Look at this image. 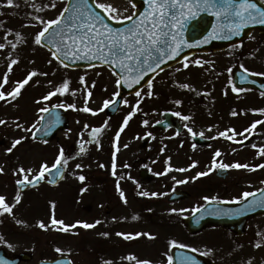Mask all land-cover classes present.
I'll return each mask as SVG.
<instances>
[{
	"label": "rangeland",
	"instance_id": "rangeland-1",
	"mask_svg": "<svg viewBox=\"0 0 264 264\" xmlns=\"http://www.w3.org/2000/svg\"><path fill=\"white\" fill-rule=\"evenodd\" d=\"M65 1L55 0L57 4L55 9L45 8L39 12L33 10L30 6H26L25 0H15L19 4V7L0 6V24H3V28H0V43L6 44V47L0 50V81H2L7 71L10 59L18 58L19 60L18 64L13 65V69L9 73L8 84L4 86L3 90L5 92H8L10 89L12 90L15 82L22 81L23 76L32 70L40 73H48L47 76L37 75L34 77L21 90V95L16 100L11 101V103H6L5 101H1L0 103V120H6L8 122L6 125H0V139L1 141H5V144L2 143L0 147V166L4 168V173L0 175V183L4 182L10 176L6 161L11 153H7L6 149L11 147L15 139L22 136L27 137L12 152L13 155L23 154L30 157V160L26 164L36 159H43L44 162L51 164L59 153L57 144L65 145L67 150H70V153L73 150L67 156L73 157L69 159L68 167L70 170L73 169L74 172L68 173L70 176H67L62 186L58 188V190L60 189L59 191L54 189L50 192V194L57 193L46 205L47 210L50 211L47 218H50L52 213L50 202H55V215L67 216L70 222L73 219H77V217L87 223H94L96 220L101 221V224L93 229L80 227L72 230L78 234L70 233L71 235H69L66 233L67 236L64 240L65 253L74 256L79 264H102V260H109V258H111L112 264H135L134 261L122 259V257H126L129 254H134L140 260H150L152 264H161L164 261L165 254L167 253V243L170 240L181 243L189 241L185 229L179 223L201 201L202 203L205 202L204 197L217 198L225 196L226 198H234L238 195L241 196L245 191H254L251 188H260L264 185L262 183L264 182V169L257 168L255 171H249L243 168H229V176L231 178L226 182H222L221 179L217 178L215 174L216 170L209 171L216 150H220L222 153L220 157L216 158L218 162L222 161L229 165L239 162L250 166L264 164V156L259 155L258 150L260 147H264V123L258 124L256 129L251 132H244L245 129L250 128L253 122L257 120L264 122V114L254 111L264 109V103L254 91L232 92L229 86L231 83V74L228 73L229 65L230 67L242 65L240 61L248 70L255 73H264L263 37H259L260 35L256 33L252 36L254 39H250L242 49L231 50L224 54L210 53L207 56H201L203 67L197 66L194 63L195 61H193L188 64L189 66L187 68L179 69V71L175 69V71L170 70L166 72L160 80L165 79L166 76L170 77L169 73L173 71L171 72L172 79L170 81L162 80L157 83L152 88L153 95L151 97L146 95L149 89L142 92L140 97L136 95L127 97L124 100L127 101V104L123 103L122 108L117 114L118 116H114L113 119L107 117L105 109L96 115H92L91 113L67 108L70 124L65 132L59 134V142H54V144H50L47 147H42L37 144L31 146L28 142L31 132L24 131L23 129H28V125L33 123V119L38 118L39 120L38 114H40V108L56 103H75L77 109H80L84 107L87 91H91L92 96L89 98L87 106L93 110H97L103 106L105 100H112L115 97L114 94L117 93L115 76L109 69L102 66L69 69L62 67L55 61L50 65L48 64V60L52 59L50 54H47L44 49L32 43L34 35L40 30L41 26L34 20L30 21L28 13H31L33 16H40L45 20L54 19L64 7ZM34 2L39 7L49 4L50 0H34ZM101 2L111 3L119 9L123 16L130 11L126 5L127 3L124 1H121L119 5H117V0H101ZM3 4L4 0H0V5ZM123 10L126 11L122 12ZM29 23L36 26H25ZM8 29L12 30V34H8L6 31ZM15 32H20L26 38V43L19 44L16 40ZM7 41L18 43L17 48L11 49ZM259 45L261 47H258ZM9 53H11V56H9ZM234 54L238 56L235 57ZM81 76L84 77L85 84L87 85L86 89L80 83ZM65 79L71 81L70 89L78 90L75 96L57 95L47 101L41 99ZM49 81L52 83L49 84ZM93 81H95V87H92ZM185 83L197 85V87L193 86L192 90H188V92L200 91L199 88L205 84L210 86L212 92L215 90L214 96H211L212 99L209 100L207 105L206 113L204 112V108L201 107L200 102H195L192 109H189L185 104L188 97L181 95L184 92L183 90H179V85ZM37 100L41 102L36 103ZM137 100L141 101L139 109L137 110L138 112L136 111L128 125L124 128L125 132H121L119 140L116 141L115 136L118 131L116 128L122 125L124 117L133 110ZM176 100L181 101V103L177 105L175 103ZM258 102L262 103L263 106ZM167 110H173L181 114L178 117L182 119L184 127L187 125L184 131H188L190 127L193 132H203L204 136L211 140L210 147L203 148V152L197 149H189L191 151H188L184 148L170 160L168 158L171 152L168 151L164 154L165 160L159 163V169H156L158 162L151 160L145 163L144 168H151L155 176V180L151 183H144L141 180L138 168L130 171L128 180L122 184L124 189H121L119 185L120 190L125 195L127 203H124L121 199L117 191V184L112 182L109 174L104 180H101V186L103 184L106 187V193L95 196L92 189V187H95L93 184L94 179L92 178L94 176H91L93 175L94 169L97 170V166L100 169V162H108L109 153H112L113 157V152L116 154V159L122 160V163V152L120 153L119 151L122 145L129 146V149H136L134 155L131 154V157L128 158L131 161L138 160L140 155L144 153L142 149L138 148L139 144L142 143V137L147 131H152V123L157 121L161 117V114ZM232 111H235L237 115H231ZM183 116H190L191 119L184 120L182 118ZM144 120L148 121L146 126L143 124ZM105 122H107V127L100 134L99 150L95 143L85 144V147L88 149L87 153L82 156H77L78 145L81 142V133H84L83 140L88 141L90 139L89 133L91 129L104 126ZM16 123L21 124L23 128L18 129ZM85 124L89 125L87 130L84 128ZM226 129H235L237 134L244 132V136L236 135L233 138L234 141L219 137L218 133ZM228 134L232 135L231 132ZM189 135V132H184L180 136L181 138L175 139L169 133H155L150 146L172 143L188 144L191 143ZM245 137H248V139H245ZM241 140H243V143H246L242 144L245 146H235L237 141ZM114 144L115 147L113 146ZM253 144L257 145L258 149L253 148ZM106 149L109 153L104 151ZM110 150L112 151L110 152ZM199 153L204 157V160L202 159L196 163L195 167H190L195 162L196 155H200ZM181 155H183V158H181ZM191 155L193 156V161L188 162V157ZM160 156H163V154ZM37 161L39 163V160ZM252 161L254 162L252 163ZM77 163L83 165L82 169L75 167ZM137 164L142 163L138 161ZM169 166L172 169L171 171H168L166 175H158V173L168 169ZM160 167L164 168L162 169ZM181 168L187 170L183 172L177 171V169ZM82 171H87L85 176L86 178L88 177V181L84 182L82 186L78 184L77 188L79 186L87 188V191L81 195L78 190L68 188V185L75 182L76 177L74 176ZM204 171H209V174L193 179L197 173ZM99 173L100 171H98L97 177H100ZM129 177L131 178L129 179ZM177 181L187 182L177 183ZM175 189L187 191L191 194V198L177 203L168 202L169 194ZM141 192L149 193L148 196H145V200H141V195H139ZM152 193H157L158 195L152 196ZM146 208L155 209L148 210ZM141 209H144L141 213H146L147 217L143 216V220L137 221L138 223L135 224L129 222L128 224L121 225L125 217L130 219L135 215L133 213L140 212ZM172 209H176L177 211L172 212ZM72 210L76 212L75 218L72 217L74 215ZM108 211L110 212L107 213ZM170 214L173 216L169 219L168 216ZM160 217L163 220H158ZM212 231L210 230L204 235L199 236V242L205 241L200 247L207 251V253L215 251L214 248L218 246V241L212 238ZM102 232H108L110 235L103 237L99 235ZM117 232L125 234L129 232H134L133 234L150 233L156 239L150 240L147 237L140 236L136 238L138 239L136 243L135 241L131 243L130 240L116 236Z\"/></svg>",
	"mask_w": 264,
	"mask_h": 264
},
{
	"label": "snow or ice",
	"instance_id": "snow-or-ice-1",
	"mask_svg": "<svg viewBox=\"0 0 264 264\" xmlns=\"http://www.w3.org/2000/svg\"><path fill=\"white\" fill-rule=\"evenodd\" d=\"M131 2V0H130ZM147 7L142 13L139 14L137 18L136 13L132 15L123 16L119 9L114 7L111 3L101 2V0H93V3H90V0H69V3L66 4L60 11L59 14L54 19H47L40 16H33L31 13H28L29 20L36 21L40 26V30L34 35L32 43L36 46L47 48L48 52L52 59L48 60V64H52L53 61H56L62 67L67 68L69 65L66 61H86V60H102L104 65H115L119 69L118 78L115 83L117 87L121 84H127L128 87H132L133 83L139 84L140 80L149 73H155L161 64L168 60L174 59L180 55L181 48L187 42L183 39V31L185 26L191 20H195L200 13H206L213 15L217 23L213 25L212 32L209 33V36L205 38V42L209 38H219V39H231L233 36H238L241 34V30L245 27H248L250 24H260L264 25V7L260 6L256 0H144ZM25 5L30 6L33 10L39 12L45 8L55 9L57 4L55 0H50L49 4L37 6L34 0H25ZM0 6L8 7H19V4L15 0H4V4ZM135 7V4L133 5ZM103 10L104 13L108 14V17L113 20H126L129 21L125 27L113 28L109 23H106L105 15L101 14ZM25 26H36L31 23ZM0 28H3V24H0ZM8 34H12V30H6ZM16 40L19 44L26 43V38L20 33L15 32ZM249 39H254V37H249ZM18 43H12L7 41V44L11 49H16ZM191 47V44L187 45ZM6 47L5 43H0V50ZM11 56V53H9ZM19 63L18 58L10 59V62L7 66V71L5 72L2 81H0V101H5L6 103H11V101L16 100L21 95V90L29 84L37 75L47 76L48 73H40L36 70L30 71L27 76L22 81L15 82V87L10 92H5L4 86L8 84L9 73L13 69V65ZM197 66L203 67V64L200 60L194 62ZM188 63H184V68H187ZM179 71V69H178ZM245 73L249 70L244 69ZM99 74V73H98ZM264 74V73H262ZM247 75L241 77V82L247 80ZM38 83V82H37ZM52 82L49 81V84ZM71 81L68 79L63 80V82L57 85L53 90H50L42 100H50L54 96H65L72 95L75 96L76 91L70 89ZM80 83L87 88L85 84L84 77H80ZM92 87H95V81L92 83ZM153 85L149 83V91L146 93L148 97L153 95L151 89ZM180 88L192 90V86L189 84H180ZM232 92L239 93L242 89H239L235 86L232 87ZM227 94V93H225ZM114 95H119L115 93ZM137 97L141 96V93L137 91L135 93ZM260 95L264 97V92H261ZM91 91H87L85 97L84 107L77 109L75 103L64 104L60 103L54 107L59 108H71L77 111H83L85 113H91L92 115L98 114V112L104 111V109L109 108L112 104L115 103L114 100H105L103 106L97 110H93L91 107H88V100L91 98ZM10 98V99H9ZM40 100H37L36 103H40ZM127 104V101H124ZM140 100H137L136 105L133 107V110L128 113L123 119L122 125L116 133L115 140L118 141L120 133L124 131V128L128 125L129 121L135 115L136 111L139 109ZM175 103L179 105L181 101L176 100ZM258 111L261 114H264V109L254 110ZM40 113H47L49 109L43 107L39 109ZM175 115L180 116V113H175ZM231 115L235 116L237 113L232 111ZM184 120L191 119L190 116H183ZM44 117L41 116L40 120H43ZM39 122V121H38ZM8 122L6 120H0V125H6ZM53 123H59V117H54L50 120L49 124L45 126V130L50 128ZM159 123V122H158ZM264 123L262 121H255L252 123L250 128L245 129L244 132H251L256 129L258 124ZM143 124L146 126L148 124L147 120L143 121ZM18 129H22L23 126L19 123H16ZM107 127V122L104 126L92 128L88 141L83 140V132L81 133V142L78 145L77 156H82L87 153L88 149L85 147V144L95 143L97 149L100 148V134L103 132L104 128ZM187 127V125H185ZM85 130L89 128V125H84ZM33 129H36V125L33 124L31 128L23 129L24 131L32 132ZM40 131V129H36ZM211 131V129H209ZM188 132L193 136L196 133H193L192 128H188ZM231 132L232 135L228 133ZM244 132L236 133L235 129H226L223 132H219V137H224L228 140H233L234 136L240 135L244 136ZM148 136H152V133H147ZM179 135V132H177ZM200 136L204 138L203 132L200 133ZM35 139V133L32 136ZM27 137H20L15 139L12 142L11 147L7 148V153H12L22 141L26 140ZM248 139V137H245ZM243 143V141H238ZM47 143V141H45ZM115 147V144L113 145ZM127 147V145H125ZM195 149L196 145H192ZM253 148H257V145L253 144ZM118 150V149H117ZM164 149H161L163 152ZM222 153L220 150H216L212 160V166L209 171L215 170H227L232 169H248L249 171H255L257 168L264 169V164H259L256 166H250L248 164H241L239 162L233 163L231 165L227 163L218 162L217 157H220ZM259 155L264 156V147L259 148ZM73 157L65 155V149L61 147L59 153L55 158L54 163L49 166L47 162H41L39 169L34 172L32 168H25L23 166L18 167L14 170L13 175L19 176L15 183L20 186L31 185L35 187L46 179L48 175L53 174L55 170V176L64 178V172L62 166L66 167L68 165L69 159ZM171 159L170 157L168 158ZM168 163V161H166ZM196 162L190 167H195ZM77 169H82L83 165L77 163L75 166ZM100 168H104L105 165L100 164ZM124 167H130V165L125 164ZM169 166L164 172L158 173V175H166L168 171H171ZM187 169H177V171H186ZM209 171L199 172L196 174V177L193 179L207 176ZM4 173V168L0 167V174ZM116 154L113 152L112 165H111V175L116 176ZM31 177V179L29 178ZM131 177H129L130 179ZM81 184L85 181L86 177L84 175H79L76 177ZM175 179V177H173ZM49 183L55 184L57 181L55 179L49 180ZM187 181H177V183H185ZM264 183V182H262ZM117 191L120 194L121 199L124 203H127L123 191L120 190L119 182H117ZM87 191L86 187L80 188L81 195ZM264 192V190H260ZM139 195L148 196L149 193L141 192ZM152 196L158 195L157 193H152ZM255 192H243L239 198H235V203H240L242 201L247 202V208H264V195L261 196L260 200H249V197H255ZM205 201L216 200V197H204ZM21 194L17 192L14 196V200L11 204L6 201V197L0 195V216L8 214L14 217L13 209L20 204ZM52 213L49 220V223L43 221H38L37 226L44 231H58L61 233H74L72 230L80 226L84 229H93L97 225L101 224L100 220H96L94 223H87L85 221H76L72 225H68L62 219H57L55 216V202H50ZM172 212H176V209H172ZM194 211H199L195 209ZM210 215H231V211L224 209H216L213 212L209 213ZM238 215L244 214L241 211H237ZM202 218V217H201ZM115 220V218H113ZM137 219V217H133ZM17 224H23L24 222L16 219ZM198 222V221H197ZM99 235L103 237H108L110 234L108 232H102ZM116 236L122 237L125 240H132L140 236L147 237L150 240L156 239V237L150 233H135V234H125L117 232ZM257 236H261V233H257ZM264 239V237H262ZM170 247H180L185 248L186 245L178 244L175 240L169 241ZM257 249L262 247V243L257 241L254 245ZM54 251L58 254L64 255V250L60 247H55ZM193 252L197 251L195 248L192 249ZM207 255V253H204ZM124 260L134 261L135 264H152L150 260H140L134 254H129L126 257H122ZM0 264H6L4 261H0ZM56 264H74L70 259H65L63 262L56 261ZM102 264H112L110 260H102ZM167 264H173V256L167 255ZM181 264H198L196 259L192 256H185ZM245 264H252L251 259H249Z\"/></svg>",
	"mask_w": 264,
	"mask_h": 264
},
{
	"label": "flooded vegetation",
	"instance_id": "flooded-vegetation-1",
	"mask_svg": "<svg viewBox=\"0 0 264 264\" xmlns=\"http://www.w3.org/2000/svg\"><path fill=\"white\" fill-rule=\"evenodd\" d=\"M169 78L170 77H166L165 80L169 81ZM28 128H31L30 124L28 125ZM33 131L34 129L32 130L30 135V139L28 141L29 144H31V146L33 144H37L42 147H47V143H43L32 138ZM183 132L184 131H182L181 133ZM172 133H175L177 135L176 131H172ZM197 135H200V133H197ZM189 138L194 142V136L191 133L189 135ZM4 142V140L1 141L0 139V147L2 143L5 144ZM193 144L196 145L194 150L197 149L198 151H201L206 147L204 145H199L198 141H195L194 143L188 144L173 143L169 145H151L149 148H147V146L142 142L139 144L138 148L142 149L144 153L140 155V158L138 160L133 161H131L128 157H131V154L134 155L136 149H129V146L125 147V145L120 146L119 151L120 153L122 152L123 162L121 163L122 160L116 159V173L118 170L119 173H117L118 175L116 174V176L111 175L112 161H108L110 162V170L109 168L105 169V167L100 168L101 176L97 179L94 178L93 184L96 188L92 187L93 191H95V196L106 193V187H104L103 184L101 186V180H104L108 174L110 175V179L112 180V182L116 184L117 182H124L128 180L130 171L138 168L141 180L146 177L148 181L145 183L153 182L155 180L153 171L151 168L145 169V163H148L151 160L158 163L160 161H164L160 159V151L163 147H167V149L169 148L168 150L171 152V158V156L173 157L178 155L181 149L186 148L187 150H189L190 148H193ZM57 147L64 148L65 145L57 144ZM202 157L203 156L201 154L199 156L196 155L195 162L198 163L203 159ZM28 160H30V157L26 155H13L11 153L6 161L10 176H8L4 182L0 183V195L5 196L6 201L9 204L13 202L14 196L17 194V192L21 194L20 204H18L13 209L15 218L8 214L0 216V261H4L6 262V264H38L42 260L52 259L56 256H60L61 254H58L54 251L55 247H60L61 249H63L64 255L66 252L64 248V240L67 236L66 233H61L53 230L44 231L37 226L38 221H43L46 224L49 223L50 219H47V215L50 214V211L47 210L46 205L51 198L50 192L61 187L64 180L56 184H51L48 182L47 176L44 181H42L35 187H32L31 185H26L23 187L18 186L15 181L20 177L13 175L15 169L23 166L25 168H32L35 172L39 169L41 162H44L43 159H32L33 161L29 162V164H26ZM37 160H39V163ZM138 161H140L142 164H137ZM125 164L130 165V167H124ZM107 166L108 165H106V167ZM145 170H148V172L145 173ZM71 172H74V170H70L67 165L65 167L64 179H66L67 176H70L68 175V173ZM80 174L81 172H78V174H76L74 177H77ZM29 178L31 179V177ZM230 178L231 177L228 176L226 177V179H221V181L226 182L230 180ZM87 181L88 180H85V182ZM79 183L80 182L78 181V179H76L75 182H72L68 185V188H70L71 190L75 189L77 191V186ZM223 191L225 192L224 189ZM235 198L238 197L226 198L225 196H220L213 201H234ZM141 199L145 200V197L143 196L141 197ZM144 209H141L140 211L142 212L144 211ZM146 209L153 210L155 208ZM109 212L110 211H108L107 213ZM16 219H19L24 223L17 224L15 222ZM58 219L64 220L63 217H60ZM66 224L70 225V223ZM210 230H213L212 238L213 240L218 241V246L214 248L215 251L207 253V251L203 250V248L200 247L205 241H201V244V242H199V236L204 235ZM257 233H261V236H257ZM67 234L71 235L70 233ZM187 235L189 238V241H187V246L195 248L202 254L207 253V255L204 254V256L214 264H245V262H247L249 259H251L252 264H264V239H262V237H264V212H255L254 214H251L250 216L248 215L246 217L240 216L236 220L234 227H229L221 224H212L208 225L206 228L197 233L187 232ZM257 241H260L262 243V247H260L259 249L254 247ZM170 248L168 255H170ZM72 259L74 264H79L75 260L74 256H72ZM164 260L167 261L166 255L164 257Z\"/></svg>",
	"mask_w": 264,
	"mask_h": 264
},
{
	"label": "water",
	"instance_id": "water-1",
	"mask_svg": "<svg viewBox=\"0 0 264 264\" xmlns=\"http://www.w3.org/2000/svg\"><path fill=\"white\" fill-rule=\"evenodd\" d=\"M132 2L134 4H140V2L138 0H132ZM256 2L258 4H260L262 7H264V5L259 2L258 0H256ZM90 3H93V0H90ZM101 11L102 15H105V17H107V20L109 19L110 21H113L112 19H110L108 17V15L106 13L103 12V10H99ZM206 16V13H200L196 19L199 18V16ZM209 17L203 20V29L201 31V28L197 27V21L195 20H191L188 25L185 26V29L191 25L192 22V35L189 34L188 39L186 40L185 35H183V39L187 42L185 45L182 46L181 48V52L180 55L175 57L174 59L168 60L166 58V62L161 64L160 68H163L167 65L173 64L176 61L182 60L186 55L191 54L192 52H195L196 50H209V49H222L225 48L227 45L229 44H233V43H238L240 41H242L243 39H245L250 32L255 29V28H259L264 32V25H260V24H250L248 27H245L241 30V34L238 36H233L231 39H219V38H209L207 42H205V38L209 36V33L212 32V28L213 25H215L217 23L216 18L211 15L208 14ZM139 16V14L136 16V18ZM108 21H106V23H110ZM125 23V22H123ZM129 23V22H128ZM127 23V24H128ZM115 24V23H114ZM124 25V26H127ZM200 26V25H199ZM191 44V47H188L187 45ZM66 63L69 66H83V65H90V64H95V63H103L102 60H86V61H81V60H76V61H66ZM110 66L117 74L119 73V69H117L115 67V65H108ZM158 68L156 70V72L160 69ZM240 70L236 71V84L238 86H253L254 84H257L256 81H261L263 82L262 78L259 77H252L248 74L247 75V80L244 82H241V77L239 76ZM155 72V73H156ZM152 72L147 73L144 78L142 80H140L139 84H135L133 83L132 87H128L127 84H121L120 85V93L119 96L117 98V100L115 101L114 104H112L109 108H108V113L110 115L114 114L117 112L118 107L121 103L122 97L125 94H130L132 92H136L138 91L140 88H142L150 79L151 77L155 74ZM244 75V76H245ZM56 115H59V123H53L52 126L50 128H48L47 130H45V126L49 124L50 120L54 117H57ZM170 114L166 115V119L171 120L172 118L170 117ZM66 124H67V117H66V113L64 111H60V110H54V109H50L49 112H47L44 116V119L42 120V125L38 128L40 129V131H35V135L36 137L43 139V140H47L50 141L52 140L56 133L60 130V129H64L66 128ZM161 128H166V127H170V123H162L160 124ZM55 178H59L57 176L54 175ZM55 179V180H57ZM264 195V192H259L256 194L255 197H251V199L249 200H260L261 196ZM262 207H256V208H247V202H244L241 205L235 206V205H229V204H211L208 205L206 207H204L203 209L197 211L192 217L187 218L185 220V224L187 225L188 229L191 231H196L199 230L202 226H204L207 223H214V222H218V223H222V224H232V222L230 220H232L236 215L237 211H241V212H247V213H252L254 212V209H259ZM216 209H224V210H229L231 211V215H210L209 213L213 212ZM246 213H244L245 215ZM202 217V218H201ZM198 221V222H197ZM173 255H174V264H181L182 259L185 256H188L187 253H185L184 251L175 248L173 251ZM200 264V263H199Z\"/></svg>",
	"mask_w": 264,
	"mask_h": 264
}]
</instances>
